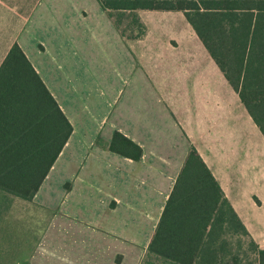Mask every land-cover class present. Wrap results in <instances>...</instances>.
<instances>
[{
	"label": "crops",
	"instance_id": "obj_1",
	"mask_svg": "<svg viewBox=\"0 0 264 264\" xmlns=\"http://www.w3.org/2000/svg\"><path fill=\"white\" fill-rule=\"evenodd\" d=\"M147 11H138L143 15L142 18L138 13L146 26L144 16ZM164 12H181L183 17V11ZM103 23H109L110 28L103 27ZM108 33L122 44L124 52L134 43L144 42L149 36V29L147 26L146 34L141 39H128L116 27L115 18L101 7L98 0H0V67L12 46L18 43L73 125L71 137L39 192L54 171L52 179L58 182L60 189L63 187L60 181L74 180L64 209L85 219V225L76 226L83 227L85 235L82 264H124L125 242L146 245L148 248L165 203L193 146L211 168L241 218L239 199L250 175L249 161L230 159L228 155L233 151L218 154L219 139L230 148L236 145L225 130L220 133L219 129L215 130V126L219 128L220 125L218 114L201 111L202 107L198 112L199 107L193 106V100L195 103H208L210 99H207V93H212L211 98L215 94L214 86L207 88L205 80L200 87H196L195 96L188 92L182 98L183 102L188 103L183 110L192 112V115L195 110L196 121L182 125L171 113L174 111L170 107L165 114L167 121L159 124L160 134L165 135L159 140L151 138L155 137V133L150 126L156 124L158 115L154 108L153 112L148 111V103L140 105L145 111L139 110V107L136 109L137 106L134 108L135 112H145V116L134 112H108L112 107L108 109V102L114 101L111 105H115L116 110L126 94L135 102L141 91L147 90V85L154 88L149 78L143 79V89L134 87V78L129 76V72L115 82L113 76H107L101 82H90L87 86L80 79L77 80L78 85L76 82L69 84L66 77L74 76L77 69L88 67L85 46L89 38L92 35H106L107 38ZM115 49L118 50V45ZM106 50L107 47L105 54ZM128 52L126 50L127 62L119 61L120 68L125 64L133 65L137 59V55L132 53L130 57ZM105 58L107 61L108 57ZM108 77L112 79L106 80ZM88 95L101 99L104 107H107L105 112H85L83 105H75ZM141 97L147 98L146 94ZM205 118H209L210 122L205 123ZM105 124L109 125L111 131L119 130L137 142L143 149L141 158L134 160L109 149L114 130L110 131L108 138L98 140V133L102 127L105 129ZM194 124L198 127V133L193 130ZM183 129L187 130L190 138ZM215 146L218 148L214 149ZM85 151L89 153L85 155ZM62 190L65 192V188ZM253 198L258 206H263L264 201L260 196L255 194ZM242 220L260 244L258 239L264 234V224L260 222L261 228L254 231L255 227Z\"/></svg>",
	"mask_w": 264,
	"mask_h": 264
},
{
	"label": "trees",
	"instance_id": "obj_2",
	"mask_svg": "<svg viewBox=\"0 0 264 264\" xmlns=\"http://www.w3.org/2000/svg\"><path fill=\"white\" fill-rule=\"evenodd\" d=\"M128 39L144 37L139 10L183 11L264 135V0H98ZM73 133L68 116L15 43L0 67V223L39 192ZM109 149L139 160L114 131ZM141 264H264L252 236L196 147L165 203Z\"/></svg>",
	"mask_w": 264,
	"mask_h": 264
},
{
	"label": "rangeland",
	"instance_id": "obj_3",
	"mask_svg": "<svg viewBox=\"0 0 264 264\" xmlns=\"http://www.w3.org/2000/svg\"><path fill=\"white\" fill-rule=\"evenodd\" d=\"M141 16L143 18L142 14ZM144 18L149 29L148 38L144 42L134 43L131 48L124 49V52L122 44L110 33L107 38L106 35L102 37L92 35L86 46L81 43L82 46L87 47L85 58L88 67L83 70L77 69L74 76L66 77L65 80L72 85L73 82L77 84V80L80 79L83 83H87V86L90 82L99 83L107 76H113L115 82L121 75L124 76V73L129 72V76L134 78L132 81V84L135 83L134 87L143 89V79L149 78L154 88L147 85V90L140 93L146 94L147 98L139 95L133 102L126 94L116 110V106L111 105L115 102H108V109L112 107L107 111L124 112V114L134 112L136 115L145 116V112H135L134 108L137 106L136 109L145 111L140 105L144 106L148 103L150 106L148 111L153 112L152 108H154L158 115L156 124L150 126L153 134L155 133V137L151 136L152 140H159L165 136L160 134L159 124L167 121L165 114L167 115L166 111L170 107L174 111L171 113L181 121L182 125L184 122L187 124L189 121L195 122L197 119L195 110L193 115L192 112L183 110L186 109V104L188 105L187 102H183V95L189 92L195 96V89L197 86L200 87L203 80L207 88L213 85L215 94L211 98L212 93H207V99H210L208 103H195L194 100L192 103L194 107H199L198 112H216L220 117V125L219 128L215 126V130L219 129L218 133L225 130L231 141L236 143L230 148L219 139L220 149L218 146L214 147V149L218 148V154L233 151L228 155L230 159L235 161L237 158H243L249 161L247 165L250 168V175L241 191L239 209L242 218L251 227H255L254 231L260 229V222L264 224V204L258 206L253 195L260 196L264 201V135L251 118L247 108L241 103L236 90L226 81L217 64L210 57L184 13L182 17L181 12L149 10ZM103 27L110 28V25L103 23ZM106 47L107 54L104 53ZM126 50H129L130 57L132 53L137 55V59L133 61V65L125 64L120 68L119 61L128 60ZM105 56L108 57V62ZM110 79L112 78L108 77L106 80ZM75 105L78 107L83 105L85 112H105L104 109L107 108L104 107V102L94 95L86 96L85 99L75 102ZM208 117L210 118V115ZM209 118L203 119L204 122L209 123ZM193 130L198 133L195 124ZM110 131L109 125H106L105 129L102 127L98 133V140L108 138ZM183 132L189 137L187 130L183 129ZM84 153L87 155L89 151ZM54 172L44 189L31 201L16 199L5 214L4 220L0 223V264H82L81 255L84 247L82 241L85 235L81 226L85 225V219L83 220L82 215L70 214L64 209V205L69 201L67 195L74 185V180L60 181L63 186L60 189L58 182L52 179ZM64 188L65 192L62 190ZM257 202L260 204L258 198ZM78 225L81 226L76 228ZM258 241L264 247V234ZM146 248V245L125 242L123 263L141 264L147 253L148 248Z\"/></svg>",
	"mask_w": 264,
	"mask_h": 264
}]
</instances>
